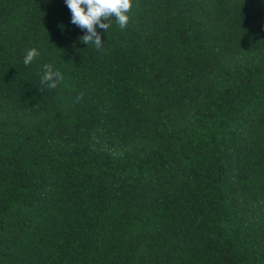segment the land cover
<instances>
[{"label":"trees","instance_id":"1","mask_svg":"<svg viewBox=\"0 0 264 264\" xmlns=\"http://www.w3.org/2000/svg\"><path fill=\"white\" fill-rule=\"evenodd\" d=\"M129 16L0 0V264H264V0Z\"/></svg>","mask_w":264,"mask_h":264},{"label":"clouds","instance_id":"2","mask_svg":"<svg viewBox=\"0 0 264 264\" xmlns=\"http://www.w3.org/2000/svg\"><path fill=\"white\" fill-rule=\"evenodd\" d=\"M71 12V23L86 34L79 37L81 43L94 45L96 50H102L105 43L101 33L97 30H108L112 27V21L121 30L130 22L129 13L133 8L134 0H64ZM40 57V51L33 47L26 51L23 59L25 66L32 65ZM64 76L60 70L54 69L52 64L43 65V74L40 83L48 89H56L63 81ZM82 98V94L78 99Z\"/></svg>","mask_w":264,"mask_h":264}]
</instances>
